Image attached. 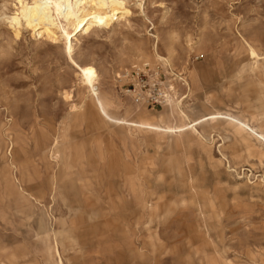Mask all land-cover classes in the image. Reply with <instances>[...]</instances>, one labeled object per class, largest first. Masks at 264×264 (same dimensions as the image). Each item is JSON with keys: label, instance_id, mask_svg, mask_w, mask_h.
Masks as SVG:
<instances>
[{"label": "rangeland", "instance_id": "rangeland-1", "mask_svg": "<svg viewBox=\"0 0 264 264\" xmlns=\"http://www.w3.org/2000/svg\"><path fill=\"white\" fill-rule=\"evenodd\" d=\"M123 1L52 35L0 0V264H264V0Z\"/></svg>", "mask_w": 264, "mask_h": 264}, {"label": "bare ground", "instance_id": "bare-ground-1", "mask_svg": "<svg viewBox=\"0 0 264 264\" xmlns=\"http://www.w3.org/2000/svg\"><path fill=\"white\" fill-rule=\"evenodd\" d=\"M17 2L16 11L8 17L10 25L16 32H19L23 21L25 27L33 31L41 28L47 34L54 35L57 31L64 34L59 17L63 19L65 25H73L78 30H87L94 23L109 24L118 14L122 16L128 13L123 0H56L55 4H52L51 0H17ZM85 80L88 81L86 75ZM212 115L213 118L216 117V114ZM222 115L227 120L239 122L228 114Z\"/></svg>", "mask_w": 264, "mask_h": 264}, {"label": "built area", "instance_id": "built-area-1", "mask_svg": "<svg viewBox=\"0 0 264 264\" xmlns=\"http://www.w3.org/2000/svg\"><path fill=\"white\" fill-rule=\"evenodd\" d=\"M145 67L146 65L131 72L125 71L121 76V80L128 81V91H131L132 94L136 95L138 98H142V101L146 98L156 102V100L159 98V95L154 92V86L158 85L160 81L158 76H153V74H148V76H146L147 71ZM148 84H150L151 87L144 91L143 87Z\"/></svg>", "mask_w": 264, "mask_h": 264}, {"label": "crops", "instance_id": "crops-1", "mask_svg": "<svg viewBox=\"0 0 264 264\" xmlns=\"http://www.w3.org/2000/svg\"><path fill=\"white\" fill-rule=\"evenodd\" d=\"M216 112L217 111H214V112H208V113H206V115H211V114H216ZM220 112V111H219ZM222 113H224V112H222ZM228 114V113H227ZM133 120V122H138L139 120H135V119H132ZM142 122H144L143 120H141ZM145 123V122H144ZM146 124V123H145ZM246 124V123H245ZM148 125V124H147ZM188 125H189V123H188V121L186 122V121H184V122H181L180 123V127H178L177 126V128H184V127H188ZM136 127H137V125H135ZM149 126V125H148ZM150 127V129H151V126H149ZM172 127H174V126H172ZM172 127H169V128H159L160 130H162L163 132H168L169 131V129H172ZM137 128H139V127H137ZM155 128V127H154Z\"/></svg>", "mask_w": 264, "mask_h": 264}]
</instances>
